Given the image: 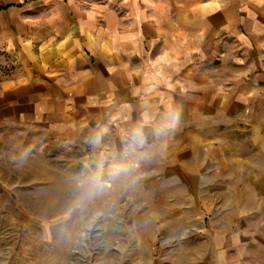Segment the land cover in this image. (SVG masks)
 Listing matches in <instances>:
<instances>
[{
	"label": "crops",
	"instance_id": "crops-1",
	"mask_svg": "<svg viewBox=\"0 0 264 264\" xmlns=\"http://www.w3.org/2000/svg\"><path fill=\"white\" fill-rule=\"evenodd\" d=\"M0 126L85 137L156 207L208 196L142 264H264V0H0Z\"/></svg>",
	"mask_w": 264,
	"mask_h": 264
},
{
	"label": "rangeland",
	"instance_id": "rangeland-1",
	"mask_svg": "<svg viewBox=\"0 0 264 264\" xmlns=\"http://www.w3.org/2000/svg\"><path fill=\"white\" fill-rule=\"evenodd\" d=\"M130 173L104 174L85 137L0 126V264H142L195 231L188 220L211 218L208 196L156 207L166 193Z\"/></svg>",
	"mask_w": 264,
	"mask_h": 264
},
{
	"label": "clouds",
	"instance_id": "clouds-1",
	"mask_svg": "<svg viewBox=\"0 0 264 264\" xmlns=\"http://www.w3.org/2000/svg\"><path fill=\"white\" fill-rule=\"evenodd\" d=\"M97 186H98V182L94 180L93 185L84 191V193H83L80 201H78V203H83L84 201L90 199L93 195H95V190H96ZM94 219H95V217H92V219L88 221L87 226L90 227L91 223Z\"/></svg>",
	"mask_w": 264,
	"mask_h": 264
}]
</instances>
